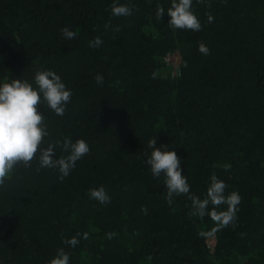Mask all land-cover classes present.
<instances>
[{
  "label": "trees",
  "instance_id": "16d2710c",
  "mask_svg": "<svg viewBox=\"0 0 264 264\" xmlns=\"http://www.w3.org/2000/svg\"><path fill=\"white\" fill-rule=\"evenodd\" d=\"M114 2L133 14L113 16ZM171 2L0 0V84L55 71L73 95L63 116L39 106L50 133L42 147L65 137L90 147L63 181L38 159L16 167L0 188V264H48L60 248L70 264H264V0H193L198 32L168 26ZM97 36L102 45L89 47ZM173 53L176 76L164 60ZM153 138L176 151L191 193L203 198L213 172L239 193L234 225L213 232L186 196L168 205L163 173L146 163ZM100 186L110 203L90 198ZM84 232L75 248L63 243ZM201 233L216 234L213 251Z\"/></svg>",
  "mask_w": 264,
  "mask_h": 264
},
{
  "label": "clouds",
  "instance_id": "9594fccd",
  "mask_svg": "<svg viewBox=\"0 0 264 264\" xmlns=\"http://www.w3.org/2000/svg\"><path fill=\"white\" fill-rule=\"evenodd\" d=\"M197 2L204 4L205 0H197ZM192 6L193 0H172L171 6L167 9V15L170 17L168 26L174 31L178 29L201 31V21L192 10ZM207 6L211 7V4ZM133 10L134 6L129 4L114 2L111 5V14L115 17L131 16ZM164 15L165 8L158 4L156 19L160 20ZM207 20L211 23L214 17L207 14ZM108 27L110 25L106 24L105 28ZM121 30V26L115 28V31ZM60 31L69 40L77 36V33L67 26ZM102 43V39L97 36L89 42V47L98 48ZM198 50L204 55L210 54V49L203 42L199 43ZM152 78H156L155 73L152 74ZM95 81L98 85H102L104 76L97 74ZM34 85L21 79H13L11 82L0 84V188L5 186L18 165L30 168L33 160L36 159H38L39 168L58 169L61 173L60 180L63 181L75 168L77 161L90 152V147L84 139H77L73 142L67 137L63 141L50 140L46 147H42L45 137H48L50 133L39 106L46 105L56 115L63 116L73 93L53 70H37ZM156 144V138L148 141V148L152 151L146 163L150 166V171L155 178H159L163 173L168 205L171 206L174 203V197L186 196L191 201L193 216L201 219L208 216L217 225L213 232L230 224L234 225L238 205L242 199L239 193L232 191L226 194L228 185L214 172L203 198L191 193L190 184L187 177L182 174L181 159L176 151L168 150L167 145H162L164 150H161L156 147ZM57 147L68 154L56 158ZM220 167L229 170L231 165L223 164ZM89 195L91 199L102 204L110 203V196L103 186L90 189ZM221 205H227V210H218ZM141 211L147 214V207L142 206ZM81 235L85 240L89 238L87 232L78 233L77 236L65 239L63 243L75 248L80 242L78 237ZM113 235L114 233H108L109 238ZM201 235L208 234L201 233ZM48 264H70V253L60 248Z\"/></svg>",
  "mask_w": 264,
  "mask_h": 264
},
{
  "label": "built area",
  "instance_id": "2783aa9c",
  "mask_svg": "<svg viewBox=\"0 0 264 264\" xmlns=\"http://www.w3.org/2000/svg\"><path fill=\"white\" fill-rule=\"evenodd\" d=\"M165 63L169 66L172 75L176 76L180 74V64H181V56L178 53L167 54L165 56ZM206 243L211 251H213L214 247L217 243V236L215 233L208 234L206 238Z\"/></svg>",
  "mask_w": 264,
  "mask_h": 264
}]
</instances>
